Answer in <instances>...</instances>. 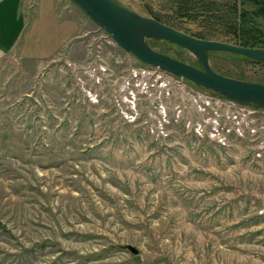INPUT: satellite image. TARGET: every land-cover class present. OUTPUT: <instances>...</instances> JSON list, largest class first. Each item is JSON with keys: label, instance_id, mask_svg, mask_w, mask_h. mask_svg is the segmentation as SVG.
Instances as JSON below:
<instances>
[{"label": "rangeland", "instance_id": "374dc122", "mask_svg": "<svg viewBox=\"0 0 264 264\" xmlns=\"http://www.w3.org/2000/svg\"><path fill=\"white\" fill-rule=\"evenodd\" d=\"M114 1L149 17L159 5ZM85 19L84 60L34 74L0 57V264H264V106L155 69ZM208 54L217 72L264 82L263 61Z\"/></svg>", "mask_w": 264, "mask_h": 264}, {"label": "water", "instance_id": "95a60500", "mask_svg": "<svg viewBox=\"0 0 264 264\" xmlns=\"http://www.w3.org/2000/svg\"><path fill=\"white\" fill-rule=\"evenodd\" d=\"M114 38L116 43L143 62L182 76L210 91L244 103L264 106V82L221 74L209 63V51L226 50L264 62V49L202 39L172 27L154 17L144 16L114 0H73ZM149 39L175 42L194 53L197 67L154 49ZM135 254L139 249L128 245Z\"/></svg>", "mask_w": 264, "mask_h": 264}, {"label": "crops", "instance_id": "0c3cea01", "mask_svg": "<svg viewBox=\"0 0 264 264\" xmlns=\"http://www.w3.org/2000/svg\"><path fill=\"white\" fill-rule=\"evenodd\" d=\"M60 1L0 0V57L14 55L24 71L34 74L53 66L62 55L84 60L95 35L85 19L91 17Z\"/></svg>", "mask_w": 264, "mask_h": 264}, {"label": "trees", "instance_id": "16d2710c", "mask_svg": "<svg viewBox=\"0 0 264 264\" xmlns=\"http://www.w3.org/2000/svg\"><path fill=\"white\" fill-rule=\"evenodd\" d=\"M159 1L158 8L148 7L151 15L163 22L165 11L182 18L186 33L202 39L264 49V0ZM187 20L191 24L183 25Z\"/></svg>", "mask_w": 264, "mask_h": 264}, {"label": "built area", "instance_id": "2783aa9c", "mask_svg": "<svg viewBox=\"0 0 264 264\" xmlns=\"http://www.w3.org/2000/svg\"><path fill=\"white\" fill-rule=\"evenodd\" d=\"M155 69H160L159 67H154ZM225 99H229V100H231V101H234V102H238L237 100H235V99H231V98H227V97H225Z\"/></svg>", "mask_w": 264, "mask_h": 264}]
</instances>
